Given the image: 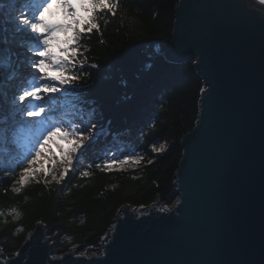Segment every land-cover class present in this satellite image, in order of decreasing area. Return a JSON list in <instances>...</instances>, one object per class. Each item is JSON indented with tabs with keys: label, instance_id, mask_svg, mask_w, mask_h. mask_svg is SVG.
I'll list each match as a JSON object with an SVG mask.
<instances>
[{
	"label": "water",
	"instance_id": "1",
	"mask_svg": "<svg viewBox=\"0 0 264 264\" xmlns=\"http://www.w3.org/2000/svg\"><path fill=\"white\" fill-rule=\"evenodd\" d=\"M164 55L194 59L204 86L172 210L123 204L92 254H55L37 222L0 264H264V3L179 0Z\"/></svg>",
	"mask_w": 264,
	"mask_h": 264
},
{
	"label": "trees",
	"instance_id": "2",
	"mask_svg": "<svg viewBox=\"0 0 264 264\" xmlns=\"http://www.w3.org/2000/svg\"><path fill=\"white\" fill-rule=\"evenodd\" d=\"M178 1L110 0L116 5L111 10L95 9L99 30L82 32L75 44L68 45L78 49L75 58L69 53L71 59L65 61L68 74L78 77L66 85L68 103L100 134L83 155L77 153L79 161L73 157L71 166L62 163L65 154L53 155L55 161L47 167L52 174L59 177L69 167L59 183L51 175L29 170L32 178L21 187L17 182L23 170L0 169L3 253L15 251L37 222L46 226L55 254L78 244L96 249L123 204L173 202L171 183L181 155L180 138L197 119L204 87L194 59L176 62L164 55ZM93 2H79L84 5L82 15H93L88 7ZM57 51L64 55L63 46ZM4 123L0 119V130ZM14 187L21 190L15 192Z\"/></svg>",
	"mask_w": 264,
	"mask_h": 264
},
{
	"label": "rangeland",
	"instance_id": "3",
	"mask_svg": "<svg viewBox=\"0 0 264 264\" xmlns=\"http://www.w3.org/2000/svg\"><path fill=\"white\" fill-rule=\"evenodd\" d=\"M38 2H41V0H38ZM13 5L18 6V0H11L9 2H6L5 4H3L2 8H0V26L8 30L7 32H4V36L0 41V49L2 50V54H0V76H5V80L0 81V116L4 118L6 122V127L3 133V136L5 137V143L2 145V147L0 145V165L11 166L12 169L10 172L14 171L16 168L15 165L11 162V158L16 151H13L10 147V137L12 136V134H14L12 129L17 128V125H19L18 123L22 121L18 120L14 121L13 124L10 123L11 119L14 117L11 115H14L18 111L17 108L13 107L12 103L15 101H20L18 100V98L22 94L21 89L23 86L26 88L27 85L32 82L33 74H36L38 80L43 79V74L39 73L38 69L34 66V63L42 58L37 55L39 49H37L36 51H34L35 48L31 49V47L35 43H37L39 40H42V36L38 34L33 36L32 32L29 31V26H18L13 23L12 27L10 21L9 23H5L8 22L7 20L9 19L12 20L11 16H6L8 17V19L4 21L3 16H5L7 13H10ZM69 11L74 10L69 9ZM60 13L61 11L57 6V0H51L49 12L44 13V15L48 14V16H45V19L51 23H54V19L50 18L51 14H54V18H57L56 16H59ZM32 22H35V20L33 19ZM16 32H18L17 35L15 34ZM11 34L12 36H9ZM43 35L46 36L49 35V33L46 32ZM29 36H31V38H28ZM21 43L23 45H21ZM40 47L43 48V44H41ZM10 48L12 49L11 56L18 57L17 59L10 60L6 67H2L1 64L5 61L4 54H6L8 52L7 50ZM53 54L56 56L58 54L56 47L54 48ZM48 59L50 60L51 57H49ZM50 70L53 72L56 71L54 67H52ZM55 83L57 87L61 89L58 93L41 94L44 98V106L46 108L45 113L41 116L43 117L46 126L55 125L56 127H60L61 131L67 129V131L70 133L73 131H82L86 126L78 116L74 115L71 106L68 105V102L65 98V85H60L58 81ZM20 102L22 105L20 108V112H24L26 108L35 107L38 103H40V101L36 100L34 97L26 98L25 101ZM23 120V122L25 123L29 121L39 122L41 120V117L40 120L39 117L35 119L25 117ZM19 129L22 130L21 127ZM98 133L99 131L96 130V135ZM83 134L91 135L87 132H84ZM68 139L70 141H74L75 137L69 136ZM72 146V144L68 143L60 136H53L51 139L43 143L42 148L37 142L33 143L31 146L33 151L31 153L34 163L30 165V170L36 173L42 172L38 171L39 169H41V165L45 167L47 164H52V162L54 163L55 160H53L52 157L54 152L51 149L57 148L59 152L62 151L65 155H68ZM37 152H39V156H37ZM78 152L79 149L76 153L71 154L73 157H77L76 154ZM155 205L159 207L165 206V204ZM85 247H87L86 251L88 252V254H92L96 251V249L85 245H83L81 249H84Z\"/></svg>",
	"mask_w": 264,
	"mask_h": 264
},
{
	"label": "clouds",
	"instance_id": "4",
	"mask_svg": "<svg viewBox=\"0 0 264 264\" xmlns=\"http://www.w3.org/2000/svg\"><path fill=\"white\" fill-rule=\"evenodd\" d=\"M261 3H264V0H260ZM19 6L13 5L9 15L11 16L13 22L18 26H29L32 32H36L37 34L40 31H47L49 36L47 38V43L49 45L48 51L52 53L50 56L54 63L58 62L60 59L67 60L69 58V53L74 55L77 51L76 48H68V45L75 44L77 39L79 38V33L83 32L84 25L88 24L89 28L94 26L95 21L91 19L89 16H85L81 14V8L84 5H77L73 2V0H57V6L59 10L63 13V19L56 23H51L45 19V12H49L51 0H43V2H38V0H18ZM69 9H75L74 11H69ZM35 18L36 21L39 23H33L32 20ZM63 46L64 48V55L62 57L56 56L53 54V49L55 47ZM42 70L46 69L47 65L44 64L43 61L40 62ZM96 67V65H93ZM25 92L19 96L23 97ZM34 98L39 101L38 97ZM19 99V98H18ZM23 101L22 99H19ZM45 108V106L43 105ZM32 108V107H29ZM46 109V108H45ZM23 117H29L28 112L22 113ZM39 122L36 121H29L28 123L34 130L35 136L34 139L43 147V143L54 136H60L65 141L71 144V141L68 139V131L64 129L61 131L60 127H54V125H47L44 122L42 116ZM35 146V145H34ZM74 151V148L70 149ZM63 160L68 159V156L65 155L62 157ZM70 163V160H69ZM181 204V200L178 197L175 200V206ZM172 210L171 207L165 205L164 207L160 208V212H170Z\"/></svg>",
	"mask_w": 264,
	"mask_h": 264
},
{
	"label": "snow or ice",
	"instance_id": "5",
	"mask_svg": "<svg viewBox=\"0 0 264 264\" xmlns=\"http://www.w3.org/2000/svg\"><path fill=\"white\" fill-rule=\"evenodd\" d=\"M33 2H35V0H33ZM41 2H43V0H41ZM116 5L112 4L110 2V0H94V2L89 5L88 7H90L93 10V15L90 16L91 19H93L94 21H96L97 17L94 14L95 13V9H109L111 10L112 8H114ZM35 20V18H33ZM33 23H39L38 21L35 20V22ZM86 28H84L85 30L83 32H87L90 33L92 30H99V25L95 22L94 26H92L91 28H89L88 24ZM25 27H27V25H25ZM47 31H40L38 33V35L42 36V40H39L36 44L35 47L37 49H39L37 55L39 57H42L41 59H39L38 61H36L34 63V66L38 69L39 73L43 74V79L38 80L36 77V74H33V80L30 84L27 85V87L25 88L24 92L25 95L23 97H19V99H22L23 101L26 100V98H30V97H38L40 103H38L35 107L32 108H26L24 111L28 112L29 117L30 118H38L40 117L42 114L45 113L46 109L43 107L44 105V98L42 97V93H58L61 89H59L56 85L55 82H59L60 85H65V84H69V83H74L78 77L77 76H73V75H69V67L68 64L65 63V61H69L71 58H75L77 56V51L75 52L74 55H71V58L69 57L67 60L65 59H60L58 62L54 63L52 59H48L52 53H50L48 51L49 45L47 43V38L49 35L44 36L43 34L46 33ZM36 33V32H34ZM82 32L79 33V36ZM37 34V33H36ZM28 38H31V36H29ZM43 44V48L40 47V45ZM54 51V49H53ZM43 61L45 65L49 66L46 69L42 70L41 68V64L40 62ZM76 63H82L83 61L81 60H76ZM57 66V71L53 72L50 69L53 67V65ZM48 81H52V82H48ZM30 89V90H29ZM201 91H203V89H201ZM55 127V125H54ZM96 130H97V126L96 125H90V126H86L82 131H73V132H68L69 136H74L75 139L74 141H71V144L73 145L72 148H74V151L70 150V153L67 155L68 159L62 160V163H64L65 165L71 166L73 164V156L71 153H76L77 150H80V155L84 154V151L86 150V146L92 144L96 138ZM87 132L90 133L91 135H84L83 133ZM55 135V133H53V136ZM165 147V145H160V149H163ZM154 152L157 151L156 148L152 149ZM37 156H39V152H37ZM77 161H79V156H77ZM70 160V163H69ZM34 160H29L28 164H33ZM96 167H100V165H96ZM108 167H111V165H108ZM41 170L44 174V176L47 175H51V180L52 181H56L57 183H59L62 179H64L67 175V172L69 171V167H65L63 171L60 172L59 177L55 174H52V170L51 169H46L44 168L43 165H41ZM84 176H87L89 173L87 171L82 173ZM32 177L29 176L28 174V169L27 167H25L23 169L22 175L20 176V179L18 180L17 183L20 184L21 187H23ZM43 178V177H42ZM45 183H50V181H45ZM21 187H14L13 191L15 192H19L21 190ZM175 204V201H174ZM13 212H15L16 210L13 209ZM0 215H2V213H0ZM20 213H16V216L19 217ZM20 229H18L19 231Z\"/></svg>",
	"mask_w": 264,
	"mask_h": 264
},
{
	"label": "bare ground",
	"instance_id": "6",
	"mask_svg": "<svg viewBox=\"0 0 264 264\" xmlns=\"http://www.w3.org/2000/svg\"><path fill=\"white\" fill-rule=\"evenodd\" d=\"M4 32H6V29L0 26V41H1L2 37L4 36ZM1 52H2V50L0 49V54H2ZM3 54H4V52H3ZM4 55H5L4 59L6 60V56H8V55L7 54H4ZM8 58L11 59V57H9V56H8Z\"/></svg>",
	"mask_w": 264,
	"mask_h": 264
}]
</instances>
